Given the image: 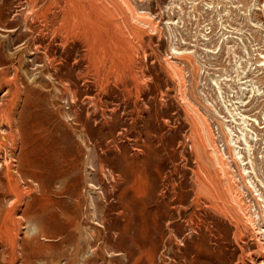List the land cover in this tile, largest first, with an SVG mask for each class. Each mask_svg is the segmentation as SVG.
Returning a JSON list of instances; mask_svg holds the SVG:
<instances>
[{
    "label": "rangeland",
    "instance_id": "obj_1",
    "mask_svg": "<svg viewBox=\"0 0 264 264\" xmlns=\"http://www.w3.org/2000/svg\"><path fill=\"white\" fill-rule=\"evenodd\" d=\"M25 2L0 0V264L263 262L264 0H131L103 70L31 46Z\"/></svg>",
    "mask_w": 264,
    "mask_h": 264
},
{
    "label": "bare ground",
    "instance_id": "obj_2",
    "mask_svg": "<svg viewBox=\"0 0 264 264\" xmlns=\"http://www.w3.org/2000/svg\"><path fill=\"white\" fill-rule=\"evenodd\" d=\"M23 4H26L25 7L16 9L15 14L22 18L25 26L32 34L31 46L36 44L35 40L38 37L40 38V36L42 38L43 36H50L51 41L57 42L58 40V43L62 47H65L69 42H77L78 46L85 47V55L90 58V64L96 67V70L97 68L101 70L105 69L106 65L116 56V48L113 45L116 39L122 38L127 31L137 36L141 33L140 26L133 21L140 25L148 22L146 15L131 0H26L25 3H21L20 5ZM11 19H2L0 17V26L6 31H13L15 28L11 27ZM47 56L49 58L48 63L53 64L56 57L50 54ZM81 59L79 60L82 61ZM54 66L57 65L54 63ZM6 82L10 83L12 79H6ZM205 131V135H207L208 130ZM212 152V158L221 163V168L228 174L229 170L225 166L221 153L215 147ZM219 173L207 171V177L213 184L211 190L216 191L218 194L216 197L224 199L227 195L223 189L222 178L219 177ZM201 181L207 184L205 180L201 179ZM212 193L215 195L214 192ZM237 222H240V220ZM9 249L10 257L6 264H14L19 257V247L16 239L11 241ZM22 262L23 264H31L29 255L23 253ZM262 263L264 264V261H261L259 264Z\"/></svg>",
    "mask_w": 264,
    "mask_h": 264
}]
</instances>
